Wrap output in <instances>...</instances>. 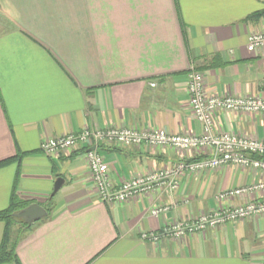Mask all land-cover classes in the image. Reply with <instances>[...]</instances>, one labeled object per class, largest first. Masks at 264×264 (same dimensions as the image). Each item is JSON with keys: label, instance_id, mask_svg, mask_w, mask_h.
Here are the masks:
<instances>
[{"label": "crops", "instance_id": "1", "mask_svg": "<svg viewBox=\"0 0 264 264\" xmlns=\"http://www.w3.org/2000/svg\"><path fill=\"white\" fill-rule=\"evenodd\" d=\"M262 31L264 0H0V161L15 156L0 166V210L14 191L51 208L31 229L13 226L17 261L0 264L262 263L264 215L159 244L140 238L143 230L240 203L216 195L263 180L262 170L227 165L185 176L172 194L157 189L105 203L82 146L56 156L40 148L87 126L202 132L189 106L190 69L204 74L209 93L264 97V48H247ZM216 130L264 139V112L221 111ZM96 149L116 188L170 162L207 156L166 146ZM59 177L65 181L50 198ZM161 205L168 210L152 215ZM5 228L0 221V247Z\"/></svg>", "mask_w": 264, "mask_h": 264}, {"label": "built area", "instance_id": "2", "mask_svg": "<svg viewBox=\"0 0 264 264\" xmlns=\"http://www.w3.org/2000/svg\"><path fill=\"white\" fill-rule=\"evenodd\" d=\"M247 48L250 52L264 48V31L251 34ZM187 91L190 95V109L203 127L200 133L175 134L163 128L139 129L136 126L105 128L87 126L78 132L45 139L41 142L40 148L48 156H56L61 151L82 146L85 149L84 157L89 177L99 197L105 203L129 202L136 196L157 189L172 194L179 190L185 176L227 165L264 172V139L228 130H216V119L221 111L263 113L264 97L249 93L239 95L209 93L205 86L204 74L195 67H192L188 73ZM100 143L122 147L146 145L166 146L180 151L201 150L207 156L202 159H181L170 162L145 174L124 179L116 188L109 163L96 149ZM255 193H260L261 198L250 199L249 197ZM234 197H239L242 201L234 205L218 206L196 217L177 219L159 231L143 230L140 238L159 244L163 238L181 239L209 228L264 215V179L229 188L216 195L219 202ZM168 208L167 205L156 206L150 212L158 216ZM260 264H264V258Z\"/></svg>", "mask_w": 264, "mask_h": 264}, {"label": "trees", "instance_id": "3", "mask_svg": "<svg viewBox=\"0 0 264 264\" xmlns=\"http://www.w3.org/2000/svg\"><path fill=\"white\" fill-rule=\"evenodd\" d=\"M258 14H260V13H258ZM14 159H15V156L3 159L0 161V166L7 164V163H10ZM30 203H31V201H29V200H23V199L19 198L17 193L14 191L12 193L9 205L6 208L0 210V221H4L6 224L3 241H2V244L0 247V262H9V261H13V260L17 261L16 246L18 244V240L12 239L13 226L16 223H19L21 225V227H23L25 229H31L33 225L28 226V224L26 222H24L23 220L15 218L14 213L16 211L28 206ZM50 203H52V200L50 201ZM48 212H49V214L46 218L51 216V208L50 207H48ZM46 218H44V219H46Z\"/></svg>", "mask_w": 264, "mask_h": 264}, {"label": "water", "instance_id": "4", "mask_svg": "<svg viewBox=\"0 0 264 264\" xmlns=\"http://www.w3.org/2000/svg\"><path fill=\"white\" fill-rule=\"evenodd\" d=\"M64 181L65 179L63 177H59L56 179L50 198H53V196L58 192V190L62 187ZM48 214L49 212L46 207H44L39 202H33L28 206L16 211L14 213V217L23 220L28 224V226H31L37 221H40L47 217Z\"/></svg>", "mask_w": 264, "mask_h": 264}, {"label": "rangeland", "instance_id": "5", "mask_svg": "<svg viewBox=\"0 0 264 264\" xmlns=\"http://www.w3.org/2000/svg\"><path fill=\"white\" fill-rule=\"evenodd\" d=\"M57 198L59 199V196H56V200H57Z\"/></svg>", "mask_w": 264, "mask_h": 264}]
</instances>
